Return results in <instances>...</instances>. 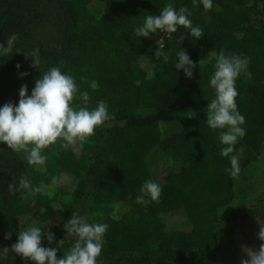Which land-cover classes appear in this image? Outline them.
<instances>
[{
    "label": "trees",
    "instance_id": "obj_1",
    "mask_svg": "<svg viewBox=\"0 0 264 264\" xmlns=\"http://www.w3.org/2000/svg\"><path fill=\"white\" fill-rule=\"evenodd\" d=\"M169 3L177 9L188 7L193 24L203 28V36L191 37L184 26H179L165 40L164 51L169 57L165 61L155 55L161 30L139 38L134 35L135 27L125 24L137 11L159 15ZM56 5L43 6L33 0L28 3L29 10L20 15L19 10L25 11L22 4L0 0V42L18 33L15 45L22 48L25 40L33 41L37 27L49 21L59 31L63 44L60 50L43 52L53 54L63 65L62 71L76 78L81 92H89L88 107L100 100L111 102L107 103L111 119L86 141L68 148L58 141L44 149L57 152L60 165L58 174L45 177L46 183L56 179L59 192V198L50 203L53 207L57 202L62 210L60 221L52 229L56 240L65 239L63 225L76 205L90 196L95 205L117 202L125 206L121 218L96 214L90 220L109 225L97 261L125 252L129 256L124 264H147L150 244L157 241L163 248L176 247L157 264L183 262L191 250L201 255L195 264H222L219 210L234 201L238 176L264 147V0H213L209 10L200 0H63ZM96 10L105 15L100 22L95 18ZM14 16L18 21L12 20ZM180 48L196 62L190 82L183 69L175 68L176 57L171 56ZM222 49L250 58L247 71L236 82L238 109L246 118V135L232 153L241 167L237 176L226 171L230 161L220 155L221 130L207 125V113H200L191 126L177 112V100L185 85L205 84L214 71V58L203 66L199 62L210 51L218 53ZM25 53L30 54L31 49H26L18 63L31 60ZM90 67L96 68L95 89L87 73ZM7 69L3 72L0 68V106L9 101L18 103L24 85L13 79L19 71L17 66ZM38 78L28 77L29 94ZM75 101L82 104V97ZM167 148L174 149L189 164L162 175L156 160ZM87 179L95 183L92 190H88ZM148 179L162 185L161 196L147 205L138 204L135 197ZM18 183L9 179L0 182L2 234L18 235L24 229L23 217L36 205L28 191L10 190L9 185ZM67 196L72 203L63 200ZM246 206L239 211L243 218L260 212L255 203ZM169 214L176 215L177 222L167 221Z\"/></svg>",
    "mask_w": 264,
    "mask_h": 264
},
{
    "label": "clouds",
    "instance_id": "obj_2",
    "mask_svg": "<svg viewBox=\"0 0 264 264\" xmlns=\"http://www.w3.org/2000/svg\"><path fill=\"white\" fill-rule=\"evenodd\" d=\"M203 8L213 7V0H200ZM160 14L145 16L142 24L134 29L135 37H150L157 31L175 33L179 26H184L191 37L199 39L203 36V28L194 25L191 11L186 6L174 7L171 3L160 10ZM18 33H12L6 40L0 42V56L13 53ZM19 52V51H17ZM32 60L33 66L41 63L40 50L35 48L30 54L25 53ZM157 58L168 60L164 45L158 44L155 52ZM208 56L214 58V71L210 75L209 84L215 95L208 103L206 123L211 129H219V141L223 145L220 155L228 157L230 167L226 171L231 176H237L240 171L239 159L232 154L240 138L246 135L245 116L239 111L236 87L238 77L247 71L250 58L246 55L220 50L218 53L210 51ZM202 60L199 62L201 64ZM21 65L17 64V69ZM196 62L189 53L181 48L176 52L175 68L183 69L188 77H192ZM20 75L26 76L27 72ZM98 87L96 81L90 85ZM82 97V104H77L75 98ZM90 94L87 90L80 91L76 78L68 72L62 71L60 66H50L35 80V85L29 94L27 84L19 90L18 103L9 101L0 106V143H6L10 149L25 151L26 159L37 170H43L47 155L44 149L57 143L64 148L86 141L95 134L96 129L111 119L107 102L100 100L95 107H88ZM231 154V155H230ZM57 181L34 186L32 180L24 175L20 177L17 186L9 185L10 190L34 191L51 195ZM162 193V185L155 180H145L135 197L136 203L147 205L157 201ZM261 224V223H260ZM63 227L66 229L65 239L57 242L58 247H46L42 241L47 238L49 243L56 241L55 233L44 232L43 227L36 223L29 224L18 232L17 241L11 245V251L31 260L34 264H97L104 247V237L109 225L104 222H90L87 214L74 211ZM258 238L264 241V224H261ZM11 233L8 234V238ZM71 238V247L57 255L65 240ZM247 258L241 264H264V243L258 249L245 246ZM9 252L8 248L0 250V257Z\"/></svg>",
    "mask_w": 264,
    "mask_h": 264
},
{
    "label": "rangeland",
    "instance_id": "obj_3",
    "mask_svg": "<svg viewBox=\"0 0 264 264\" xmlns=\"http://www.w3.org/2000/svg\"><path fill=\"white\" fill-rule=\"evenodd\" d=\"M17 4H22L25 8L24 10H19L17 13H25L29 10L28 3L32 4L33 0H11ZM36 3H40L43 6H57L59 1L63 0H34ZM4 4H1V6ZM49 14L53 11L49 8ZM95 18L98 22L102 21L105 17L101 10L95 11ZM149 14H144L141 11H137L133 14L130 20L125 24L127 26L136 27L142 24L145 16ZM50 17V16H49ZM33 19L29 17L28 20ZM49 19V18H48ZM13 21H18V17L12 18ZM27 21V18L24 19ZM50 20V19H49ZM48 22V23H47ZM37 33L33 41L25 40L22 44L23 47L15 45L13 53H9L6 56H0V68L3 72H8L7 68H13L17 64L21 65L19 71L17 72V77L13 78L17 81H22L23 84H27L28 77L33 78L40 77L43 70L46 71L50 66H62L58 61H55L54 55H49L43 50L51 49L60 50L63 44V38L61 37L59 31L56 28L51 27L49 21L41 23L37 27ZM120 29H118V32ZM2 42V41H1ZM18 46V47H17ZM39 48L41 63L39 66H33L32 60H29L26 64L18 63L26 49ZM19 51V52H17ZM172 58L176 55L172 54ZM122 56L120 55L119 58ZM213 58L206 55L202 60L200 66L211 61ZM62 62V60H60ZM144 64V62H143ZM100 67V66H99ZM15 72V70H14ZM21 72H27L28 75L21 76ZM13 73V72H12ZM88 77L90 83L96 81V68L90 67L87 69ZM191 81V77L187 79V82ZM215 91L210 86L209 81L205 84H192L187 83L185 85L181 95L177 100V112L189 125H194L196 118L200 113H206L208 103L214 98ZM115 102V101H114ZM107 103H111L110 101ZM96 103H93L89 107H95ZM168 127L164 125L163 128ZM169 129V127H168ZM171 129V128H170ZM77 145V144H76ZM48 159L43 170H37L36 166L30 165L26 159L27 153L25 151H15L10 149L6 143H0V182L6 180H11V182H19L20 177L27 175L34 186L41 184H47L45 177L49 175H56L59 172L60 165L58 163V153L45 152ZM156 164L159 168V172L163 175L166 171L174 168L176 166H187L189 163L182 160L176 151L172 148L165 149L157 157ZM88 190H92L95 183L91 179H87ZM237 194L234 201L219 210L220 217V233L218 240L222 244L221 261L222 264H241V260L247 258L244 251V247H250L252 249H258L261 241L258 238L257 233L264 224V147L259 155V157L251 162L244 170V173L239 175L236 183ZM30 196L35 200L36 205L33 211L27 214L22 219V226L26 228L31 223H36L43 227V231L46 233L49 230L52 231L53 226L60 221L62 210L60 205L55 203V206L50 205L51 202L59 198V192L55 187L51 195L47 193H37L34 191H28ZM68 203H72L73 199L71 196L63 197ZM52 203V204H54ZM255 203L260 206V212L247 216L245 218L239 215V211L245 207L247 204ZM247 207V206H246ZM76 211L81 214H87L89 220H91L96 214H108L116 218H121L125 212V206L121 203L112 202L107 204L95 205L91 197L88 196L78 205H76ZM167 221L177 222V216L174 214H169L166 216ZM261 223V224H260ZM18 239V235L11 233V237L8 238V234L0 233V250L3 248H8L9 252L3 257H0V264L4 261H9L11 264H34L33 261L23 258L21 255L15 254L11 251V245L14 244ZM71 238L65 240L62 248H59L58 252L67 251L71 245ZM57 240L49 243L47 238L42 241L46 247H58ZM175 246L171 248H163L159 242L153 241L150 244V260L147 264H157V261L162 258L168 250H175ZM129 253L118 252L111 255L107 261L100 262L97 264H124L126 262ZM200 254L195 253L193 250L189 251L186 260L178 264H195Z\"/></svg>",
    "mask_w": 264,
    "mask_h": 264
},
{
    "label": "built area",
    "instance_id": "obj_4",
    "mask_svg": "<svg viewBox=\"0 0 264 264\" xmlns=\"http://www.w3.org/2000/svg\"><path fill=\"white\" fill-rule=\"evenodd\" d=\"M171 36H172V33H166V32L161 30V37H160L158 43L164 45L165 40Z\"/></svg>",
    "mask_w": 264,
    "mask_h": 264
}]
</instances>
